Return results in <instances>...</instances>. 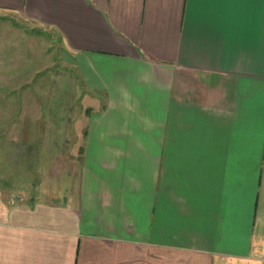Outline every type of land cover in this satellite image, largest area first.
Here are the masks:
<instances>
[{
    "label": "crops",
    "instance_id": "0c3cea01",
    "mask_svg": "<svg viewBox=\"0 0 264 264\" xmlns=\"http://www.w3.org/2000/svg\"><path fill=\"white\" fill-rule=\"evenodd\" d=\"M6 16L56 38L74 109L25 134L57 174L0 189V264H264V0H0Z\"/></svg>",
    "mask_w": 264,
    "mask_h": 264
},
{
    "label": "rangeland",
    "instance_id": "374dc122",
    "mask_svg": "<svg viewBox=\"0 0 264 264\" xmlns=\"http://www.w3.org/2000/svg\"><path fill=\"white\" fill-rule=\"evenodd\" d=\"M63 60L54 36L18 25L8 16L0 18V189L9 195H23L27 180L36 183L45 175L31 168L40 158L54 162L58 156H38L33 146L37 140L25 134L72 128L67 119L74 109L73 77ZM64 108L65 117L58 113ZM56 171L46 173L56 177Z\"/></svg>",
    "mask_w": 264,
    "mask_h": 264
}]
</instances>
